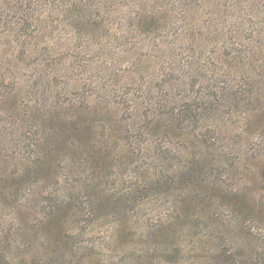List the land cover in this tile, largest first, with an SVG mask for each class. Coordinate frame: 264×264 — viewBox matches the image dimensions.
Returning <instances> with one entry per match:
<instances>
[{"label":"rangeland","instance_id":"374dc122","mask_svg":"<svg viewBox=\"0 0 264 264\" xmlns=\"http://www.w3.org/2000/svg\"><path fill=\"white\" fill-rule=\"evenodd\" d=\"M20 6L0 16V264L263 259L264 0ZM43 137L50 170L19 178Z\"/></svg>","mask_w":264,"mask_h":264},{"label":"trees","instance_id":"16d2710c","mask_svg":"<svg viewBox=\"0 0 264 264\" xmlns=\"http://www.w3.org/2000/svg\"><path fill=\"white\" fill-rule=\"evenodd\" d=\"M31 0H0V16H1V12L7 10V13H12V14H16L18 12V9L21 7V4H26V3H30ZM55 136L51 135L52 140H54L55 142H60L61 144L63 143V145H66L63 139H60V135L59 133H54ZM62 134H63V129H62ZM57 135V136H56ZM50 143L47 141L46 137L38 139L37 141L35 140L34 143H32L30 146L31 148H34V154L36 156V159L32 160L31 162H29V166L26 168V171L18 174V176H20L19 178H24L25 176H30L29 173H33L35 174V170H29L30 168L36 166L34 161H37V164L39 162H41V164H39V166H41V168H45L49 169L51 168V164H50V157L49 155L46 154V149L45 147L47 145H49ZM51 155V154H50ZM2 163H5L4 161L2 162V159H0V165ZM148 182L145 185L146 186H152L156 184V181L153 177L149 178V180H147ZM230 192L233 194V196L237 199L242 195H245L243 192H238V191H232L230 190ZM2 194V192H0ZM3 195V194H2ZM36 195H40L39 191H32L30 196L32 198H35ZM1 197V196H0ZM4 198L6 196H3ZM126 197V196H124ZM145 197V196H144ZM236 204H239V201H235ZM28 209H30L29 207H26L24 210L25 212L28 211ZM258 212V211H257ZM262 213L261 211L259 212V214ZM21 215H23V213H20ZM48 214H52V218L53 216L56 214V212H49ZM47 215V214H45ZM51 220H47L45 222V224H50ZM217 225L220 227L225 228L226 231L230 230L232 232H241V225H240V221L234 220V226H233V230L230 228L229 225H225L224 223L219 222V224L217 223ZM237 249H241L245 254L243 256V258L241 260H239L238 262L235 260L234 258V253L232 252V248H230L228 243H224V246L221 248L220 251L215 250L213 253H211L210 259L213 261L219 260L221 263L220 264H264V258L263 259H253V250H251L247 245H243V244H239ZM261 256V255H260ZM4 259H6L5 255L2 256ZM1 257V258H2Z\"/></svg>","mask_w":264,"mask_h":264}]
</instances>
